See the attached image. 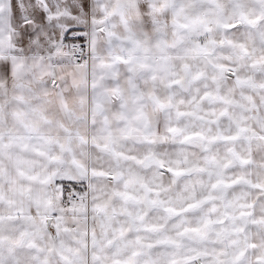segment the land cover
<instances>
[{"label":"snow or ice","instance_id":"snow-or-ice-1","mask_svg":"<svg viewBox=\"0 0 264 264\" xmlns=\"http://www.w3.org/2000/svg\"><path fill=\"white\" fill-rule=\"evenodd\" d=\"M0 264H264V0H0Z\"/></svg>","mask_w":264,"mask_h":264}]
</instances>
